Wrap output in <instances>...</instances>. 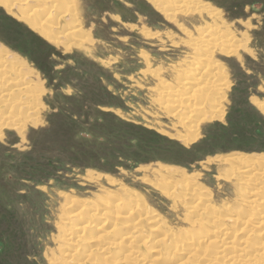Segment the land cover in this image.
<instances>
[{"label":"rangeland","instance_id":"rangeland-1","mask_svg":"<svg viewBox=\"0 0 264 264\" xmlns=\"http://www.w3.org/2000/svg\"><path fill=\"white\" fill-rule=\"evenodd\" d=\"M77 4L68 16L49 17L46 22H59L67 29L80 26L73 37L86 41L82 46L73 39L52 45L0 8V46L27 62L39 90L37 115L29 117L23 130H0V264H56L53 259L59 260L69 249L59 239L66 229L62 218L68 206H84L81 219L88 221L94 205L136 197L171 230V237L194 228L197 233L201 221L190 227L194 216L185 213L195 196H204L211 206L208 211L216 216H226L224 210L234 204L235 216L257 212L256 206H242L245 192L258 188L237 174L247 164L238 166L229 159L264 156V112L253 103L264 105V0H197L204 14L186 8L172 21L148 0H77ZM216 20L236 41L222 52L210 46L220 70V81L214 85L219 82L217 92L225 94L222 108L217 107L214 113L219 114L211 120H201L204 113L200 114L196 128L173 130L179 118L159 104L157 94L172 93L166 96L173 105L187 103L178 101L174 92L182 87L177 73L206 65L189 63L195 55L188 37L196 38ZM158 75L167 84L157 82ZM204 76L198 84L208 87ZM177 132L196 139L183 145L174 137ZM161 168L170 174L180 172L192 183L163 177L179 186L173 198H167L166 185L157 177L163 176ZM245 184L247 190H241ZM189 190L195 192L193 197L181 200L179 196ZM202 208L195 220L212 221L213 214ZM137 214H142L141 208ZM149 220L140 223L135 243L140 245L149 234L154 238ZM95 224L86 229L79 248L97 247L90 239ZM253 227L235 237L254 244L260 239L249 234ZM126 243L117 250L123 253ZM151 243H142L143 249ZM79 258L74 256L71 264L82 263ZM146 258L150 260L151 253Z\"/></svg>","mask_w":264,"mask_h":264},{"label":"bare ground","instance_id":"bare-ground-1","mask_svg":"<svg viewBox=\"0 0 264 264\" xmlns=\"http://www.w3.org/2000/svg\"><path fill=\"white\" fill-rule=\"evenodd\" d=\"M148 1L158 11H160L166 19L171 21L172 19L175 20V17L183 10H186V8H193L197 11V13L204 12L203 9L200 10V6H197V0ZM77 5V0H0V8L5 10L7 14L14 16L18 21L25 23L39 37L57 47L59 44L62 45L64 43L62 40H76V42H78L76 46H82V43L86 42H84V40L80 39L79 37L77 39L76 36L75 38L73 37L74 33L79 34V31L82 30L80 26H76L74 24L76 28L67 29L61 27L59 22H46L47 19H50L49 17L60 20L61 18L68 16L70 9L73 7L76 8ZM62 6L65 7L62 9ZM195 6L198 8L195 9ZM199 15L200 14H198V16ZM209 15L213 17L216 14L211 11L209 12ZM213 18L215 19V17ZM217 23L214 26H208L209 28H207V31L198 34L196 38H193L192 36L188 37L189 47H191V50L195 55L193 56V60H190L189 63L199 64L200 62H204L206 65L203 66L202 63L199 64L193 72L182 73L181 71H178V84L184 88L181 87V90H175V88L174 92L179 96L177 99L178 101L183 100L187 101V103L184 105H173L171 103L170 97L166 96L171 95L172 93H167L166 95L157 94L159 95V104L163 106L164 109L169 108L173 112H171L173 116L177 117V119L179 118L178 122L172 125L173 130L177 131V128L188 130L186 129L188 127L191 129L196 128V118H198L200 114L204 113L201 115L203 118L201 120H211L217 114H219V112L214 113L217 107L221 105L222 108V101L225 94L223 93V95L221 92H217L218 88H216L217 86L215 85L219 82L214 85V82L220 78V70H218V64L214 60L216 52L211 50L210 46L214 44L213 47H219L218 50L222 52L223 50H227L233 46L236 41L229 30H225V28L223 29V25L221 23ZM32 71L33 69L30 70L27 62L21 60L18 56L0 46V130L3 128L12 129L17 127L20 131H22L23 128L29 123V117L34 116L38 111L35 101L39 95V90L37 85L34 84L35 73ZM196 74L200 75L198 76ZM204 75L208 76V78H204V80L208 82V87H202L201 84H198L199 80L203 78ZM210 78L212 81H209ZM157 82L160 84H167L163 82L160 75L157 76ZM186 84L188 86L193 84L195 86L194 90L190 91V89H193V87L189 88ZM11 85H14L15 88L11 89ZM5 89L8 90L6 91ZM203 89H206L204 93ZM253 103L254 106L258 107L261 112H264L263 104L257 103L255 101ZM208 108L209 110H207ZM169 109L167 111H169ZM208 111L211 113H208ZM192 117H195L194 125L190 124ZM32 125L35 126L36 124L32 123ZM174 137L183 145H187L196 139L195 135H187L186 133L180 134L179 132H177ZM229 160L233 163L237 161L238 166L239 163L243 165L247 164L244 166V169L241 170L239 168L241 171L238 170L237 174L242 175L241 178L247 180L248 184H255L256 187L258 186V188L251 189L249 192H245L247 196L245 197L246 199L243 200L244 204H242V206H256V208L254 207L255 209L253 208V211L257 210V212L254 211L255 213L245 216V212L242 211L241 214L237 212L238 216H235L236 211L233 209V206L235 205L234 204L232 207L227 206L226 209L224 208L226 216H216L212 211H208L210 210L211 206L207 204L208 202H204V196L197 198L196 196L193 197L195 192L193 190L190 192L189 190V194L184 193L179 197L183 201H187L189 197H193V202L191 201L192 205L188 204L186 206L185 213L187 216H194V221L189 220L190 227L195 224L197 225V223L201 221L199 223L200 230L197 227V233L195 231L194 233V228L192 229V233L194 234H192L189 231H187L188 233L185 232V229L183 228H179V232L185 233H182L183 235L181 236L175 235L171 237V230L165 225H161L160 220L158 223V220L155 217H152L154 215L151 216V209L147 205H144L140 199H136V197H131L132 199L128 198L126 200L121 198L115 203L111 201H105L107 203L104 206L94 205L92 208L93 213L90 215L91 217L88 221H82L81 219V215L86 211L84 206L77 208L68 206L65 208V210H68V214L65 218H62V224L66 229H64V232L59 239L60 243L63 245L67 244L69 249L66 251L68 253L64 254L59 260L53 259L54 263L71 264L72 260H74V256L78 255L80 256L79 259H82L80 260V262H82L80 264H89L91 262V264H104L101 262L102 260H105L111 264H264V208H262L264 207L262 206V204H264V156H258L256 158L250 159L245 157H233ZM159 172L163 174V176L158 175L157 177H159L158 179L161 183L164 182L163 184L166 185L165 194L167 198H171L174 192L177 191L176 188L179 186L176 185V181H188V179H186L188 176L177 171L174 174H170L167 169L161 168ZM166 176L168 179L172 178L177 180L174 184L172 183V185L166 181V178H163ZM100 177L101 176H99V178ZM187 183L190 185L192 181ZM237 184L238 183H236V185ZM247 188V185L245 187L242 186L241 190L245 191ZM241 192H239V194ZM243 196H245L244 193ZM240 197H242V195ZM201 206H203V208H205V210L210 214H213L212 218L214 219H212V221L209 222L208 219L210 217L208 218V216H206L208 218L206 222H202L201 219H198L197 221L195 220V217L198 218L195 216V214L197 213V210L201 208ZM138 208H141L142 214H137ZM240 208L242 209V207ZM261 208L263 209L262 212ZM251 209L252 208H250V210ZM240 216L243 217L239 218ZM111 218H113V220H111ZM147 218L150 219L148 224H151L150 231L154 234V238L150 237L151 234L146 236L144 235L147 238L143 239L144 241H142L145 246L150 244L152 240L153 243H151V246L143 249L144 245H142V243L140 245L139 243H135L134 239H137V232L140 231V223L144 222V220H147ZM73 219H78V223L71 222ZM92 222H96V228L94 229L96 232L90 239L92 240L91 242H96V244L98 243L97 247L95 249L79 248V244L84 239V233L86 229L93 227L91 225ZM252 226H254L253 228L255 230L251 231L252 233L249 232V234H255V238L260 240L252 244L246 242L247 239L239 240L236 238L238 237L236 236L237 232L239 235L241 232L243 233L247 231L249 227L252 228ZM187 229L189 228L187 227ZM222 230H225V232L221 233ZM109 235H113V239L105 240V238ZM148 240H151L150 243ZM124 241L127 242V246L125 247L126 250L121 253V251L117 249L118 246L123 244ZM237 241L238 246L235 245ZM150 253L151 259L148 260L146 257ZM99 258L102 260L100 261Z\"/></svg>","mask_w":264,"mask_h":264}]
</instances>
